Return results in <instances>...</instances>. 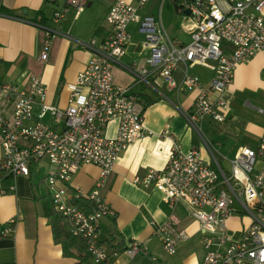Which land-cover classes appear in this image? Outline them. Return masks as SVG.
Wrapping results in <instances>:
<instances>
[{"label": "built area", "instance_id": "obj_1", "mask_svg": "<svg viewBox=\"0 0 264 264\" xmlns=\"http://www.w3.org/2000/svg\"><path fill=\"white\" fill-rule=\"evenodd\" d=\"M170 1L177 13L188 10L183 17L189 24L186 31L189 42L182 44L170 38L160 17L141 15L139 10L147 0H134V3L116 0L108 11L109 31L102 42L98 44L94 38L77 41L92 54L70 86L66 107L50 105L40 78L31 76L28 88L16 92L12 117L9 120L0 117V174L28 175L31 165L46 160L51 169L43 176V183L55 210L71 222L72 234L87 241L94 263H110L111 255L117 252L107 251L98 239V231L100 220L113 216L114 211L102 200L99 187L111 173L119 153L150 133L144 126V101L131 86L113 81L112 68L125 53L130 38L127 27L134 23L149 49L144 65L126 66L134 84L152 86L165 97L150 81L151 75L157 74L168 88L197 90L191 109L175 107L198 135L209 161L200 156L195 146L182 151L173 135L164 131L159 135L168 144L164 168L149 169L145 175L135 176L132 182L159 189L168 204L185 206L202 231L204 255L198 264H264V134L255 149L240 147L230 160L229 170H225L200 127L204 118L216 122L226 119L229 106L222 92L230 85L236 66L257 53H264V0ZM85 5L86 0H63V6L53 12V19L58 22L69 7L77 16ZM43 30L45 40L40 61L47 59L50 39L58 33L48 27ZM179 66L182 74L177 81L174 72ZM195 66L213 71L206 88L191 73ZM14 92L12 86L0 84L3 97ZM35 105H39L36 115ZM47 113L59 129L43 121ZM113 119L117 120L116 131L108 137L104 129ZM81 164L96 165L99 180L89 192L70 196L66 182ZM69 197L89 200L93 211L84 212L68 202ZM230 217L244 222L237 229H230ZM152 226L168 255L175 254L178 246L189 238L174 212L162 223L152 222ZM9 232L6 228L1 235ZM123 252L129 258L138 254L149 256L147 248L137 240L128 242ZM149 259L150 264H167L157 256L150 255Z\"/></svg>", "mask_w": 264, "mask_h": 264}, {"label": "crops", "instance_id": "obj_2", "mask_svg": "<svg viewBox=\"0 0 264 264\" xmlns=\"http://www.w3.org/2000/svg\"><path fill=\"white\" fill-rule=\"evenodd\" d=\"M115 1L86 0L84 10L77 16H74V9L69 7L64 17L56 22L53 12L63 6V0H0V84L10 85L15 90L8 97L0 94L1 118L9 120L12 117L16 92L28 88L32 75L40 78L46 89V101L50 105L59 108L67 106L70 86L92 54L79 46L77 41L94 38L98 44L102 42L109 31L106 17ZM124 1L134 3V0ZM164 10L172 17L171 22L180 18L178 34H173L177 27L174 23L166 25L164 22ZM139 13L160 17L170 38L182 44L189 42L186 32L189 24L183 25V16L186 14L177 13L170 0H165L162 4L161 0H147ZM43 27L54 29L58 33L50 39L47 59L40 61L39 54L45 40ZM127 31L130 38L125 53L112 68L113 81L117 85L131 86L132 91L144 103L146 98L153 100L144 109V126L150 133L131 142L119 153L111 173L99 187L102 200L114 211V215L100 220L98 239L109 253L116 251L118 243L124 249L128 242L137 240L147 248L149 256H157L167 264H198L204 255L202 231L185 206L182 203L175 206L168 204L163 201L159 189L132 182L135 176H143L149 169L164 168L168 144L164 137L159 136L164 131L173 135L182 151L195 146L200 156L209 161L208 152L198 135L175 107L178 105L184 110L191 109L197 90L168 88L157 74H152L150 81L165 97L152 86L134 84L133 75L126 66L144 65L149 49L144 45V38L137 31L136 24L130 23ZM195 67L199 70L194 72ZM195 67L191 69V73L206 88L213 77V71L205 66ZM181 74L179 66L174 72L177 81ZM242 96H252V101L264 103V53H257L236 66L230 85L222 92V97L229 106L226 119L217 122L225 124L223 129L215 127L216 121L209 118H204L200 123V127L204 126L210 134V142L220 165L223 161L230 166V160L240 147L255 149L259 137L264 134V130L252 127L233 113V102L240 100ZM248 103V100L244 101V105ZM256 109L264 113L261 108ZM38 111L39 105H35L34 115ZM43 121L52 128H60L53 123L48 113ZM116 127L117 120H111L104 129V135L114 136ZM240 130L249 138L247 143H241L237 139ZM34 166H30L28 175L10 177L0 174V264H74L78 260L63 256L61 245L54 241L52 228L45 214L46 207L52 200L43 183V176L51 167L46 160ZM33 170L40 172L41 180H36L34 184L31 183ZM98 180L99 168L96 165L81 164L66 185L75 193H87L95 187ZM68 202L73 203V198L69 197ZM171 212L179 216L181 227L187 230L189 238L178 246L175 254L168 255L162 250L152 222H164ZM243 222L244 219L236 217L228 220L230 229H237ZM6 228L10 232L2 236L1 231ZM149 256L138 254L129 258L121 251L117 255H111L109 264H150ZM84 264L96 263L91 261Z\"/></svg>", "mask_w": 264, "mask_h": 264}, {"label": "trees", "instance_id": "obj_3", "mask_svg": "<svg viewBox=\"0 0 264 264\" xmlns=\"http://www.w3.org/2000/svg\"><path fill=\"white\" fill-rule=\"evenodd\" d=\"M152 99L146 98L145 106L152 103ZM34 168L35 166L32 165ZM40 180V172L36 173L33 170V176H31V183ZM68 193L74 195L75 192L68 188ZM51 200V199H50ZM73 203L76 204L80 209L86 213L93 211V204L89 200L83 198L73 199ZM45 214L48 218V222L51 225L54 241L61 245L62 254L66 257H72L78 261L74 264H84L92 261V257L88 252L87 241L80 236L74 235L71 232V222L63 216L60 212L55 210L52 201L46 207ZM124 249L117 244L116 252H121Z\"/></svg>", "mask_w": 264, "mask_h": 264}, {"label": "rangeland", "instance_id": "obj_4", "mask_svg": "<svg viewBox=\"0 0 264 264\" xmlns=\"http://www.w3.org/2000/svg\"><path fill=\"white\" fill-rule=\"evenodd\" d=\"M163 17H164V22L166 23V25H168L169 23L171 24L174 23L173 25L177 26L173 34H178L180 18H176L175 20H173V22H171L172 17L169 16V14L166 13L165 10L163 11ZM185 24L186 23L184 22L183 25ZM197 70H199L198 67H195L193 69L194 72ZM240 98H241L240 100H235L232 104L233 113L236 114L238 117H241L243 120H246L249 123V125H251L252 127H256L257 129L264 130V113H260L256 109V107H259L262 110H264V103L252 101V96H249V97L242 96ZM245 100L249 101L248 105H244ZM224 125L225 124H221L217 122L214 123V126L218 127L219 130L223 129ZM201 129L203 130V134L207 137V139L211 140L210 134L208 133V131H206L204 126H202ZM237 137H238L237 139L241 143H247V141H249V138H247V135L243 133L242 130L238 132ZM221 166L224 169L229 170V165L223 161H221Z\"/></svg>", "mask_w": 264, "mask_h": 264}, {"label": "water", "instance_id": "obj_5", "mask_svg": "<svg viewBox=\"0 0 264 264\" xmlns=\"http://www.w3.org/2000/svg\"><path fill=\"white\" fill-rule=\"evenodd\" d=\"M184 13H185V14H188V10H185Z\"/></svg>", "mask_w": 264, "mask_h": 264}]
</instances>
